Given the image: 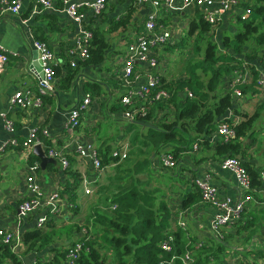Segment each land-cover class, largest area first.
I'll list each match as a JSON object with an SVG mask.
<instances>
[{
    "label": "crops",
    "instance_id": "0c3cea01",
    "mask_svg": "<svg viewBox=\"0 0 264 264\" xmlns=\"http://www.w3.org/2000/svg\"><path fill=\"white\" fill-rule=\"evenodd\" d=\"M35 1L20 0V12L7 15L0 21V44L11 53L6 69L0 75V148L11 139L22 142L30 129L38 128L46 133L41 136L44 146L67 149L70 167L64 170L58 161L46 155L43 148L41 149L47 161H41L33 153V147H7L4 152H0V230L11 231L19 236L36 229L38 218L48 212V208H41L25 218L18 217V206L27 197L26 178L31 176L32 167H36L33 175L43 197L58 194L62 201L59 204L60 216L49 217L42 227L45 231H50L51 226L56 230L66 229L73 224L82 226L95 211L103 212L112 192L110 174L114 165L104 166L102 175H97L90 161L79 157L74 152V147L91 144L97 148L98 153L103 151L107 156L115 150L127 155L132 148L135 129L133 123L123 117V113L128 107L135 108L141 102L134 100L132 105L123 106L119 104L121 98L142 86L148 73L155 74L165 85L185 79L181 73L183 64L178 74L179 65H173L171 54L178 53L188 43L191 47L190 54L195 52L196 55H202L195 51L196 39L200 33L197 30L191 31L193 24H197L202 18L200 12L192 7L181 11L158 9L156 27L158 30H169L171 39L151 52L157 61L155 66L135 64L134 71L138 72L139 78L128 86L121 80L122 58L126 45L144 35V23L148 15L155 11L152 6L142 0H106L105 8L98 17L81 7L80 11L85 12L82 24L92 31H108L114 22L128 16L123 26L106 33L105 39L109 46L104 51L103 61L93 63L71 58L67 53L79 36V30L78 25L65 13L62 0H52L53 7L41 13L34 12ZM92 1L94 0H69L76 4ZM181 3L182 0L175 2L178 7ZM235 13L237 9L226 12L221 23L215 28L209 27V31L203 33L202 37L220 47L225 37L232 36L239 30ZM34 40L46 42L54 54V92L42 98L40 108L23 110L12 106L11 99L20 91L37 94L35 74L39 63L32 48ZM205 40L198 43L201 48ZM261 54H264V49H261ZM71 62H74L75 67H71ZM252 66L258 71L259 79L260 74L264 73L259 58ZM244 71L249 74L246 88L251 89L253 85L257 91L242 93L240 90L241 96H236L231 91L229 108L216 120L217 127L225 120L238 125L245 120L244 116H253L245 134L232 141L236 146L234 152L217 151L216 144L223 139L215 132L209 137L207 145H198L197 150L183 153L172 169H157L158 159L153 160L155 163L150 178L152 186L157 190V199L165 202L169 212L167 230L171 233L182 231L186 242L202 243L204 248L211 250L204 264H264V205L258 204L264 201V184L259 180V174L264 171V86L260 87L258 82L254 84L253 75L248 68ZM71 72L73 76L70 79L68 76ZM235 73L221 79L217 86L219 97L229 93L228 85ZM174 90V86L168 89L169 97L173 96ZM186 91L188 90L178 92V101L190 98ZM87 94L91 96V103L80 115L81 124L68 132L65 129L68 114ZM2 115L13 121V134L6 131ZM155 117L153 124L159 121L172 122L173 106L169 104L162 110L155 111ZM102 156L103 154L100 158ZM227 157L237 158L250 173L255 174L258 185L254 186V201L247 205L242 219L221 230L222 242L217 245L218 239L210 229L216 210L204 204L200 197L187 209L182 207V202L187 195L198 196L199 191L195 186L197 180H206L215 188L219 198L236 200L239 190L235 178L220 167L222 160ZM76 180L79 183L73 190ZM181 221L185 224L184 230L177 226ZM83 237L80 231L74 233L72 241L63 236L40 252L27 251L21 243L19 251L12 253L21 264H48L53 261L57 249L64 251L71 242ZM195 253L196 250L191 252L193 264L196 260ZM3 264L13 263L5 260Z\"/></svg>",
    "mask_w": 264,
    "mask_h": 264
},
{
    "label": "trees",
    "instance_id": "16d2710c",
    "mask_svg": "<svg viewBox=\"0 0 264 264\" xmlns=\"http://www.w3.org/2000/svg\"><path fill=\"white\" fill-rule=\"evenodd\" d=\"M240 1L241 9H251L250 17L245 22L236 19L239 30L232 36L225 37L220 47L202 37L203 33L209 31V26L202 18L197 24H193L191 31L197 30L200 33L196 39L195 51L201 52L202 55L197 62L188 65V78L169 85H165L163 80L159 81L161 88L167 92L174 86L173 96L167 101L149 105L150 110L145 116H136L134 122H131L135 133L127 157L124 160L113 159L111 155L107 156L105 152L99 151V157L103 154L102 166L114 165L110 174L112 192L107 199L105 210L95 211L89 217L90 220L82 226L73 224L63 230H56L51 226L50 231L36 228L22 234L21 243L27 251L40 252L58 242L63 236L72 241L75 232L85 230L83 239L71 242L70 245L83 243L84 246L74 264H160L164 261L183 264L180 257L186 251L193 250L197 252L195 264H204L207 261L211 250L203 245L195 247L194 244L186 242L182 231L171 233L167 230L169 212L165 202L157 199V190L152 186L150 177L154 169V159H158L157 169H163L159 164V156L168 153L173 156L176 165L183 153L193 150L195 142H198L199 146L207 145L209 137L217 132L216 120L229 108L232 91L228 88L229 93L219 97L217 86L223 77L235 72L243 73L245 68H248L253 75L254 84L257 83L258 71L252 64L259 58V63L264 67V54L260 55L261 49H264V0ZM127 19L128 16H125L114 22L108 31L90 29L93 39L87 61H103L104 51L109 46L105 39L106 33L117 30ZM201 40H205L203 48L198 45ZM72 76L73 72L68 77L71 79ZM185 89L192 93L193 98L178 101V92ZM239 90L242 93L257 91L253 85L251 89H247L245 85L240 86ZM169 104L173 106L172 122L159 121L153 124L156 121L155 111L162 110ZM244 117L245 120L238 125L228 120L223 121L233 126L236 134L234 139L243 136L250 127L253 116ZM41 136L39 135L40 139ZM233 140L217 143V151L234 152L236 146ZM247 172L254 188L258 185L256 175L248 170ZM78 183L76 180L73 190ZM199 197V193L198 196L187 195L182 207L187 209ZM164 242L171 245L170 253L162 251L160 246ZM221 242L222 240H218L217 245ZM66 252L67 249H57L53 261L48 264H66ZM5 260L21 264L8 245H0V264Z\"/></svg>",
    "mask_w": 264,
    "mask_h": 264
},
{
    "label": "built area",
    "instance_id": "2783aa9c",
    "mask_svg": "<svg viewBox=\"0 0 264 264\" xmlns=\"http://www.w3.org/2000/svg\"><path fill=\"white\" fill-rule=\"evenodd\" d=\"M153 7L155 10L148 15L144 23V35L138 37L135 41L126 45L125 54L122 58V83L131 86L138 78L139 74L134 71L136 63H147L149 67H153L157 64L156 58L152 55V51L164 46L171 39V32L156 27L157 12L158 9H166L170 11H181L186 8L192 7L198 10L201 14L202 20L210 27H217L224 16V14L232 9H237L235 13V19L240 21H247L251 14L249 7L241 9L239 7L240 0H182L181 6H176V0H142ZM34 12L41 13L45 10H50L52 0H36ZM64 11L68 18L78 25L79 36L77 37L73 47L69 48L68 55L71 58H78L86 61L89 58V49L91 48V42L93 39L92 32L83 26L82 22L85 18V12H81L80 8L85 7L89 10L94 17H98L102 14L106 0H94L87 4L71 3L69 0H62ZM21 4L20 0H0V21L9 15H16L20 12ZM32 48L37 54V61L40 66L39 76H37V94L33 95L31 92H17L11 99V105L20 109L26 110L29 108H40L42 106V98L44 96H50L54 92L55 72L53 69L54 54L49 45L40 40H34ZM11 53L0 44V75L5 71L9 62ZM15 55V54H13ZM71 67H75L74 62H71ZM249 80V74L247 72L235 73L233 79L228 85L229 90H232L236 96H241L239 90L240 86L245 85ZM258 85L264 86V73L260 74L258 79ZM188 97L192 95L186 91ZM169 93L162 89L159 85L158 77L153 73L146 75L145 83L140 86L136 91L129 92L126 96L121 98L120 104L123 106H130L134 100H139L141 103L139 106L132 108L128 107L123 117L134 122L136 116H145L148 113V106L155 102H164L169 99ZM91 103V96L86 95L79 104L73 108L67 117L65 123V129L68 132H72L80 126V115L85 112ZM4 127L7 132L13 134L15 131L14 123L8 117L1 116ZM217 135L222 137L224 143H228L236 136L233 126L227 122L221 123L217 128ZM39 135L45 136L46 133L42 132L38 128H32L29 130L26 139L22 142H18L16 139H11L8 143L4 144L0 148V152H4L5 148H31L34 146H40L45 150L46 155L58 161L64 170L69 169V159L67 149L65 148H49L44 146V143L40 139ZM198 143L193 144V150H197ZM74 152L83 159H88L92 165V168L96 171L97 175H100L104 170V166L101 164V158L97 148L91 144L76 145ZM113 159L124 160L127 155L125 152L115 150L111 153ZM159 164L166 169L174 168L175 161L171 154L165 153L159 156ZM221 169L230 172L234 178L239 190V196L236 200L228 198H219L217 191L206 180H197L195 186L199 191L201 200L204 204L213 207L216 210V214L212 219L210 229L215 234L218 240H222L221 230L228 225L234 224L242 219V216L247 208V205L254 201L253 199V186L252 179L242 165V163L234 157H227L222 160L220 164ZM31 176L26 178V192L27 197L18 206V217L25 218L30 213L48 208V212L43 214L37 220V228L42 229L44 224L51 216H60L61 209L59 204L62 202L58 194H53L48 198H44L39 186L35 181L33 175L36 167H32ZM259 180L264 184V171L259 174ZM89 191H86L88 193ZM264 205V201L258 203ZM177 226L184 230L185 224L181 221L177 223ZM82 234H86L85 230L81 231ZM21 244L20 236L14 232L7 230H0V245H8L11 252L16 253L19 251ZM202 243L194 244L195 247H200ZM83 243H75L67 248L66 252V264H74L79 258L80 252L83 250ZM161 249L165 253H170L172 247L169 242L161 244ZM183 264H193V257L190 251H186L181 257ZM160 264H171L169 262H162Z\"/></svg>",
    "mask_w": 264,
    "mask_h": 264
},
{
    "label": "rangeland",
    "instance_id": "374dc122",
    "mask_svg": "<svg viewBox=\"0 0 264 264\" xmlns=\"http://www.w3.org/2000/svg\"><path fill=\"white\" fill-rule=\"evenodd\" d=\"M220 49V48H219ZM190 50H191V47H190V43L187 44L186 47H182L180 50H178L177 52L178 53H173L171 54V59L173 61V65H179L178 66V74L180 73V70H181V67H182V64H183V69L181 71L182 73V78H188V65L190 63L193 62L194 59H196L195 61L197 62L198 61V58H200L201 56L199 55H196V53L194 52V54H190ZM221 50V49H220ZM187 68V69H186ZM185 75V76H184ZM173 77V76H172ZM176 78L177 75H176ZM150 110V107H148V111ZM104 171V170H103ZM102 171V173H103ZM167 171V170H166ZM102 173H100L102 175ZM112 180V179H111ZM110 184V183H109ZM112 188V185L111 187ZM110 190V189H109ZM108 190V191H109Z\"/></svg>",
    "mask_w": 264,
    "mask_h": 264
},
{
    "label": "water",
    "instance_id": "95a60500",
    "mask_svg": "<svg viewBox=\"0 0 264 264\" xmlns=\"http://www.w3.org/2000/svg\"><path fill=\"white\" fill-rule=\"evenodd\" d=\"M37 55V54H36ZM36 70L38 72L36 73H39L40 72V66L38 67V69L36 68ZM33 153L41 160V161H47V159L45 158V155L43 154L42 152V149L40 146H34L33 147Z\"/></svg>",
    "mask_w": 264,
    "mask_h": 264
}]
</instances>
